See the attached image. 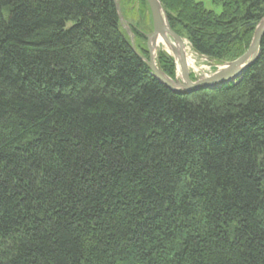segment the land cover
<instances>
[{
    "label": "trees",
    "instance_id": "1",
    "mask_svg": "<svg viewBox=\"0 0 264 264\" xmlns=\"http://www.w3.org/2000/svg\"><path fill=\"white\" fill-rule=\"evenodd\" d=\"M159 1L217 64L264 17ZM148 57L116 0H0V264H264V36L241 77L186 93Z\"/></svg>",
    "mask_w": 264,
    "mask_h": 264
},
{
    "label": "water",
    "instance_id": "2",
    "mask_svg": "<svg viewBox=\"0 0 264 264\" xmlns=\"http://www.w3.org/2000/svg\"><path fill=\"white\" fill-rule=\"evenodd\" d=\"M152 17L153 29L147 34L149 57L146 59L156 78L177 93H186L201 87H214L223 83L234 81L245 72V70L256 60L260 51V43L264 36V17L256 24L254 36L249 48L241 56L226 63L219 70L210 76L193 80L190 77L189 65L186 53V41L176 33L168 20L165 10L159 0H146ZM116 8L120 21L124 22L123 12L118 0ZM124 25V24H123ZM126 28H128L126 26ZM127 32L130 33L129 28ZM168 46L177 60L181 72L182 81H177L162 71L154 60V51L158 45V38ZM132 39V37H131ZM134 46V45H133Z\"/></svg>",
    "mask_w": 264,
    "mask_h": 264
},
{
    "label": "rangeland",
    "instance_id": "3",
    "mask_svg": "<svg viewBox=\"0 0 264 264\" xmlns=\"http://www.w3.org/2000/svg\"><path fill=\"white\" fill-rule=\"evenodd\" d=\"M118 1L120 3L121 9L123 10V16H124L123 26L125 28L126 26L129 28L130 33L128 34L132 37L131 40L133 42L134 47L140 46V47H147L148 49V42H147L146 36L153 29V22H152L151 12H150L148 3L147 2L144 3L143 0H118ZM197 1L202 2L209 9H214L216 11H219V8L214 7L210 0H197ZM262 19H260L256 24L260 23ZM130 24L132 27H135L138 29V32H136L138 33L137 36L133 35V32L130 29ZM128 28H126V30ZM255 28H256V25H255ZM255 28H254V31L252 32V37H251V40L249 41V46L252 42ZM185 41L188 46L186 48L187 60L191 61L189 65L190 77L193 80L210 76L213 73H215L217 70H219L222 66H224L226 63H228L226 62V63L217 64L215 60H210L207 57H204L196 53L195 51H193L187 39H185ZM160 50L168 53L170 56L173 55L171 49L168 46L159 44L156 47V50L154 51V60L156 64H157L158 53ZM175 64H176V67L174 70V76L173 77L170 76V77L174 80L182 81L181 72L179 70V66L176 61H175Z\"/></svg>",
    "mask_w": 264,
    "mask_h": 264
},
{
    "label": "bare ground",
    "instance_id": "4",
    "mask_svg": "<svg viewBox=\"0 0 264 264\" xmlns=\"http://www.w3.org/2000/svg\"><path fill=\"white\" fill-rule=\"evenodd\" d=\"M157 43H158V45H159V44H162V45H165V46H166V44L163 42V38H161V37H160V38H158V41H157ZM158 45H157V46H158ZM185 45H186V48H187L188 46H187V44H186V43H185ZM172 56H173V55H172ZM173 57H174V56H173ZM174 59H175V57H174ZM175 61L177 62V60H176V59H175ZM190 63H191V61H188V65H190Z\"/></svg>",
    "mask_w": 264,
    "mask_h": 264
}]
</instances>
